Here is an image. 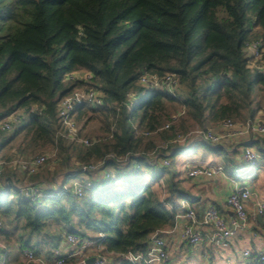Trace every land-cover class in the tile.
Returning a JSON list of instances; mask_svg holds the SVG:
<instances>
[{
  "label": "trees",
  "instance_id": "1",
  "mask_svg": "<svg viewBox=\"0 0 264 264\" xmlns=\"http://www.w3.org/2000/svg\"><path fill=\"white\" fill-rule=\"evenodd\" d=\"M258 40L264 41V0H0V118L19 116L12 129H0V239L10 254L14 248L49 254L74 234L101 238L91 254L110 264H136L129 253L147 257L153 233L174 228L182 200L193 206L197 199L187 183L190 168L184 178L175 167L188 148L177 141L180 133L189 125L210 130L229 119L256 120L263 109L264 75L248 55ZM149 74H175L181 92L143 83ZM82 88L102 102L80 104L75 118L105 117L109 136L64 145L57 135L60 105ZM212 143L193 142L223 153L227 169L243 162L238 145L227 153ZM58 146L55 162L66 169L60 186L67 191L37 181L45 195L27 198L15 182L29 174L14 156L31 159ZM157 147L158 156H150ZM8 148L13 153H3ZM94 161L102 162L97 174L88 169ZM261 161L255 169L264 168ZM79 173L88 176L82 195L75 179L67 185ZM202 245L207 255L221 248ZM251 251L255 258L260 250Z\"/></svg>",
  "mask_w": 264,
  "mask_h": 264
},
{
  "label": "built area",
  "instance_id": "2",
  "mask_svg": "<svg viewBox=\"0 0 264 264\" xmlns=\"http://www.w3.org/2000/svg\"><path fill=\"white\" fill-rule=\"evenodd\" d=\"M264 41L258 40L249 46L250 65L254 62L256 70L264 75ZM72 77H75L73 75ZM77 77V75H76ZM142 82L150 83L152 87H167V89L175 94V86L178 84V79L175 74L164 75L162 78L156 74L144 75ZM87 93L81 94L75 91L73 94L65 97L60 105L59 115L61 121V127L57 130V135L65 136L61 132L62 127H66L71 133L72 140L79 139V129L76 124L74 111L84 102H93L99 104L102 102L101 97L95 90L86 91ZM19 116L13 115L7 119L0 118V129L10 130L13 128V124L18 121ZM222 133L214 132L212 130L202 129L201 139L209 142L218 143L225 137L241 138L252 136L256 134H264V121L258 119H248L245 122L226 120L223 122ZM2 140L0 134V142ZM83 142L90 144V140L82 139ZM264 149L261 146L254 147L247 145L243 149L242 159L243 162L238 166H233L227 169L222 164L217 165H204L193 167L189 170V174L194 178H211L216 175H227L229 173L235 174L242 170L247 172L253 170L258 162H260L264 155L261 150ZM47 155H36L31 159H19L14 161L15 164L22 171H26L29 175L37 174L47 160ZM1 163V161H0ZM165 163L168 161L165 160ZM95 167H90L92 169ZM86 170V169H85ZM2 170L0 169V174ZM233 188L226 197V205L229 207L227 212H222L217 205H208L199 217L195 207L190 203L189 199L182 200V211L178 217H183L184 223L181 229V235L184 241L196 246L202 243H212L216 247L227 248L229 247L233 238L241 231L250 227V220L253 217L258 220L260 216V222L264 225V198L260 195L256 188L250 187L245 183H241L237 178H232ZM76 185L75 193L82 195L83 189L80 185L81 182H74ZM16 185V184H15ZM20 187L19 185H16ZM67 186L62 188L61 186L55 187L56 192H66ZM25 194L37 197L45 195L39 190L37 186L26 185L20 187ZM51 188V187H50ZM252 201L255 205V213L253 216L248 212V202ZM203 225H209L210 229L205 230ZM2 226V218L0 217V228ZM178 226V223L173 230ZM166 230H160L153 233L151 236L150 249L147 253V257L142 254L129 253L126 256L127 259L136 263L143 264V261L147 263H158L169 258L167 250V242L164 236L161 234ZM104 235L102 234L101 237ZM92 238L80 239L74 234H69V238L63 248L59 246L54 249L52 253L38 255L33 249L24 248L22 250V262L32 264H68L72 261H78L79 264H88V260L93 257L94 260L91 264H110L108 259L101 254H94L93 256H87L91 252V249L97 246H101V242ZM101 241V240H100ZM245 257L244 264H264V250L258 251L257 256L252 257V251L247 248L243 252ZM0 264H14L13 256L10 254L9 247L5 241L0 239Z\"/></svg>",
  "mask_w": 264,
  "mask_h": 264
},
{
  "label": "rangeland",
  "instance_id": "3",
  "mask_svg": "<svg viewBox=\"0 0 264 264\" xmlns=\"http://www.w3.org/2000/svg\"><path fill=\"white\" fill-rule=\"evenodd\" d=\"M249 55V52H248ZM256 62V61H254ZM254 62L251 63V66L256 69V66L254 64ZM85 75H89V74H85ZM78 77H84L83 73H77ZM181 88L182 86L177 85L175 86V89L179 92H181ZM77 92L81 93V94H85L87 93L86 88H82V89H78L76 90ZM262 98V107L263 109L258 113V120L260 121H264V94L263 96H261ZM185 111V110H184ZM92 114V113H90ZM76 120V124L78 126L79 129V139L76 140L78 143L82 142V139H88L92 141H99L103 138H105L106 136H109V132L107 129V122H106V118L103 116H95L93 119H88V117H84L82 119ZM17 122V121H16ZM16 122L14 124H16ZM202 129H204V127L200 126V125H189L187 127V129L180 133V136L177 137V141H180V143L182 142L183 145H185V150L181 151L177 157L175 158V167L177 171L181 172L182 177L187 178L188 176V170L189 168L191 169L193 166H196L198 164H202V165H209V164H222L223 163V159H224V154L223 153H218L215 150H211V149H205V148H201L199 147L198 144H193L200 141L201 140V131ZM210 130L214 131V132H218V133H222L225 130L222 129V127H211ZM61 132L65 134V136H63L64 138H66L67 140H63V144L64 145H68L72 138L69 136H66L69 131L66 127H62ZM10 133V132H8ZM6 133V134H8ZM71 133H69L68 135H70ZM60 135V134H58ZM154 136L156 138L157 144L160 147L161 145H163V141L160 140L159 135L157 133H154ZM259 141L264 142V134L260 135V134H256L255 135ZM182 139V140H179ZM245 139V138H244ZM244 139L241 138H231V137H225L222 138V140L218 143H212V145H216L219 146L221 145L222 147L225 148L226 152L229 153L230 151L233 150V148L236 147V143L238 141L242 142L244 141ZM19 139L12 145H19ZM159 147H157L151 154L150 156H158L159 153ZM48 151V152H47ZM61 148L60 146H58V149L55 147H50V148H46V150H44V152H39L33 156L36 155H40V154H44L47 155V160L45 161V164L42 166V168L40 169V171L35 174V175H27V176H21V181L20 182H15L16 185H19L20 187H24L26 185H34L35 183H37V181H45L44 185H47L49 188L54 185L55 187L60 186L63 182L64 179V175L65 173H63V169H59L61 168V164H57L55 161V158H57L58 155H60ZM47 152V154H46ZM3 153H13V150H9V148L3 152ZM157 154V155H156ZM31 156V157H33ZM114 156L111 155L109 156V158H113ZM20 158L26 159L25 157H19V156H14V161L19 160ZM30 158V157H29ZM58 161V159H57ZM95 164V168L94 171H96L95 173L97 174V170L102 166V162H96L94 161ZM50 169V171H53L51 174H48L46 171H48ZM112 169V168H111ZM110 169V170H111ZM58 172V175H56V173ZM56 172V173H55ZM52 175V180L53 181H49L46 179V175ZM56 175V176H55ZM258 175V176H256ZM36 176L39 177L36 180H31V177ZM101 176V174L99 175V177ZM256 176V178H255ZM84 177H88L87 175L83 174V173H79V175L76 178L67 180L68 183L67 185H69V183H72V181L75 179L76 182H81L82 178ZM232 178H237L239 181L244 182L245 184L249 185L250 187H255L260 195L262 197H264V168L261 166L260 168H254L253 170L250 171H246L245 169L240 171L239 173H229L225 176H221V175H216L214 177L208 178L207 180H203L200 182H197L198 178H193L192 180H188V187L192 192V196L198 197L201 194L207 198L208 200H222V198L219 199V193L221 190L226 191V189L233 184V180ZM150 179V178H148ZM255 185V186H254ZM218 193V194H217ZM218 203H222L219 202ZM224 202V201H223ZM216 203V202H215ZM211 205V204H210ZM221 205V204H220ZM224 205V210L226 209V211L229 209V207L225 204ZM251 209L248 207V212L250 214H254L255 213V209L253 205H250ZM219 208V207H218ZM222 212H225L223 210H221ZM253 211V212H250ZM173 229V228H172ZM172 229H168V232H163L161 233L164 238L166 239V242L168 244V253H169V258L171 259V257H173V261H171V264H243L245 262V257L243 256V252L245 247L244 245H241L239 247V251L236 252L235 254L230 250L231 248H217V250L215 251V253L213 255H207L205 256L204 254L200 253V250L202 248V244L196 245L195 247H189V245L187 244H183L182 243V235H181V229L177 230L175 233L172 232ZM255 229V228H254ZM259 232L260 229H255ZM180 231V232H179ZM254 231V230H253ZM262 237L264 238V235L261 234ZM69 238V235L67 237L64 238L63 243H61V245H59L60 248H63L66 244L67 239ZM11 243H15V241L13 240ZM252 249V248H250ZM264 250V249H263ZM22 250L20 248H14L12 251V256L13 258V263L14 264H24L22 262ZM94 254H91V252L89 254H87V256H93ZM25 264H32V263H25ZM68 264H78V261H72ZM157 264H164V263H157Z\"/></svg>",
  "mask_w": 264,
  "mask_h": 264
},
{
  "label": "crops",
  "instance_id": "4",
  "mask_svg": "<svg viewBox=\"0 0 264 264\" xmlns=\"http://www.w3.org/2000/svg\"><path fill=\"white\" fill-rule=\"evenodd\" d=\"M244 139V141L240 142L238 141L236 144L238 145V150L239 152L241 151L243 153V149L245 146L247 145H251V146H254V147H262L264 148V142L262 141H259V139L255 136V135H252V136H247V137H242ZM236 145V146H237ZM234 149V148H233ZM262 162V161H261ZM209 165H214V164H209ZM221 176H225V175H221ZM208 178H198L197 182H200V181H203V180H207ZM241 183H244L242 181H240ZM233 184H231L227 189L226 191L224 190H221L220 193H219V199L222 198V200L220 199L219 200H208L207 198H205L202 194L200 196L197 197V199L192 202L193 206L196 208L197 211H200L201 213L204 211V209L210 205V204H220L218 203L217 201L219 202H222L221 204H225L226 202V197L228 196V194L231 192L232 188H233ZM218 194V193H217ZM224 201V202H223ZM217 202V203H215ZM250 205H253L255 209V205L252 201H249L248 202V207L251 209ZM228 211V210H227ZM226 209H225V212H227ZM250 212H253V211H250ZM251 216H253L251 214ZM261 224L260 222V219L258 217V220H257V217L256 219H254L253 217L251 218V222H250V227L247 228L246 230H243L239 233L238 236L234 237V239L232 240V243H231V246L229 248H231L230 250L235 254L236 252H238L239 250V247L241 245H244V246H247L245 247V249L247 248H252V247H255L256 250H263L264 249V238L262 237L261 234L264 235V228L259 226L258 223ZM184 223V220H183V217H178V226L173 230L172 229V232H176L177 230H180L182 228V225ZM263 225V224H262ZM254 227H259V232L257 233L256 230L254 229ZM202 228L205 229V230H209L210 229V226L209 225H203L202 224ZM254 230V231H253ZM166 232H168L166 230ZM180 232V231H179ZM182 240V243L184 242L183 239ZM205 246L209 245L210 243H203ZM203 246V245H202ZM244 249V250H245ZM203 250L201 249L200 250V253L204 254L205 256H207V251L204 250L205 252L203 253L202 252ZM243 254V253H242ZM14 258V257H13ZM244 264V263H243Z\"/></svg>",
  "mask_w": 264,
  "mask_h": 264
},
{
  "label": "water",
  "instance_id": "5",
  "mask_svg": "<svg viewBox=\"0 0 264 264\" xmlns=\"http://www.w3.org/2000/svg\"><path fill=\"white\" fill-rule=\"evenodd\" d=\"M24 195H25L27 198L30 197V194H25V193H24ZM258 217H259V219H260V216H258ZM93 260H94V258L91 257V258L88 260V264H91Z\"/></svg>",
  "mask_w": 264,
  "mask_h": 264
}]
</instances>
